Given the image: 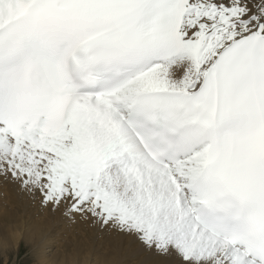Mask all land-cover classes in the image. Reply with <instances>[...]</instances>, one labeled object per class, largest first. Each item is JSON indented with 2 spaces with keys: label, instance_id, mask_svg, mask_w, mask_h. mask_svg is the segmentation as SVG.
<instances>
[{
  "label": "snow or ice",
  "instance_id": "1",
  "mask_svg": "<svg viewBox=\"0 0 264 264\" xmlns=\"http://www.w3.org/2000/svg\"><path fill=\"white\" fill-rule=\"evenodd\" d=\"M0 181L162 264H264V0H0Z\"/></svg>",
  "mask_w": 264,
  "mask_h": 264
},
{
  "label": "bare ground",
  "instance_id": "2",
  "mask_svg": "<svg viewBox=\"0 0 264 264\" xmlns=\"http://www.w3.org/2000/svg\"><path fill=\"white\" fill-rule=\"evenodd\" d=\"M19 240L35 248L40 264H56L60 247H68L64 257L70 264L76 257V264H162L134 238L88 221L72 222L62 209L43 207L0 181V249L15 250Z\"/></svg>",
  "mask_w": 264,
  "mask_h": 264
},
{
  "label": "rangeland",
  "instance_id": "3",
  "mask_svg": "<svg viewBox=\"0 0 264 264\" xmlns=\"http://www.w3.org/2000/svg\"><path fill=\"white\" fill-rule=\"evenodd\" d=\"M15 250L0 249V264H40L41 256L35 254L33 251L35 248L30 249L25 241H18V244L15 246ZM67 248L60 247V257L58 258L56 264H70L66 257H64ZM16 252V253H15ZM45 256V255H44ZM78 258L76 257L72 264H76Z\"/></svg>",
  "mask_w": 264,
  "mask_h": 264
}]
</instances>
